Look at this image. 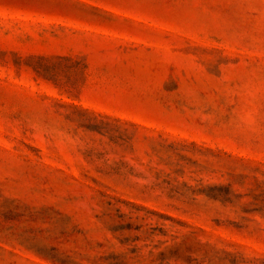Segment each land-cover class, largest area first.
Segmentation results:
<instances>
[{"label":"rangeland","instance_id":"374dc122","mask_svg":"<svg viewBox=\"0 0 264 264\" xmlns=\"http://www.w3.org/2000/svg\"><path fill=\"white\" fill-rule=\"evenodd\" d=\"M0 264H264V0H0Z\"/></svg>","mask_w":264,"mask_h":264}]
</instances>
